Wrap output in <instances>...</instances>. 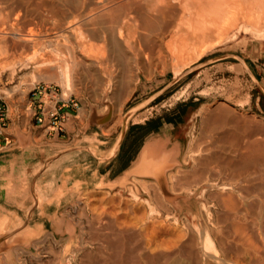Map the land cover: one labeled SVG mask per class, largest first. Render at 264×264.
I'll return each instance as SVG.
<instances>
[{"label": "rangeland", "instance_id": "374dc122", "mask_svg": "<svg viewBox=\"0 0 264 264\" xmlns=\"http://www.w3.org/2000/svg\"><path fill=\"white\" fill-rule=\"evenodd\" d=\"M112 1H118L117 3H119V1L121 2L124 0ZM112 1L8 0L5 4V11H0V21L5 19L4 12H7L9 10L12 11V15L9 20L10 29L4 35L5 39L11 40L15 37L14 35L18 36L23 34H31L32 44L36 46L34 47V49L30 47L25 50L19 51V53H21L20 58L23 59V63H18L15 61L16 63H13L10 67L3 68L0 66V98L5 102L7 106L8 116L7 126L5 127L4 131L11 138L9 143L4 146L5 148L0 151V154L15 153L16 155H20L27 148L32 149L33 153L35 154V156H26L25 158V164L33 166L30 172H20V163H17L18 166L16 168L15 182L13 184H9V186L12 185V187L15 188L13 190V188H11L10 186L9 188H11V190L8 191L9 193L11 192L12 199L0 200V203L5 205L7 208H11L17 211V214L19 215L21 221H27L28 224L32 225L34 228L39 227L45 233H47L51 228L50 221L48 220L50 216L52 218L54 217L55 219H62L65 224L67 223L69 226L68 229H64L62 236L58 235L59 237H61L60 240H53L50 237L46 242H42L37 245L36 249L38 250L40 255L39 257L41 258L40 262L36 258L32 257L28 252H26L28 251V249H31V251H33V248H30V243H21L18 247L20 248L19 251L22 253L18 251V258L20 259L19 261L24 264H49L53 261L59 263L57 257H61L62 255H64V249L66 248L65 238L68 237L70 238L71 243L75 244L74 247L79 249V251H73L72 253L73 261L75 258L73 264H81L82 260L84 261L82 252L85 251L89 252L90 254H96L98 253V247L102 248L103 245L101 246L100 244L102 240L106 239L107 236H105V234L107 235V233H109L108 231H110L108 229H117L118 226V229L122 230L126 228L124 227L126 225L131 227V225H133L132 223L135 224L136 220L139 218L149 217L150 219L152 216L153 218L155 217L158 219L160 218V220H165L166 217L168 218V215H171L170 211L167 212L165 208H162L160 206L162 204L160 203V201L163 202V200H173L171 196V189H168L169 195L164 198L163 195L159 194L158 188L156 187V180L151 174H130L127 178L124 179V181L109 185V192H85L80 193L77 198H69V200H66V192H68V190H54L52 188H49L47 185L48 180H46V178H43L42 175L43 170L52 160H41L39 151L42 148L41 145L45 141L50 142V140H45V133L40 128L36 127L35 129H33V122L30 120L28 111L26 110L28 106V92L31 87L38 82L56 84L60 86L63 91L66 90L63 86H61L60 83L56 81V77L58 76L54 75L59 74L58 72H60L61 69L58 68L62 67L63 64H65L64 62H68V64L72 63L71 56L74 54L73 56L76 57L77 55L76 59L78 61H81L83 65H74V67L73 64H71L70 67L73 70L71 71L73 72L71 73L73 86H71L70 90L68 89L64 92L66 93V95L72 94L81 101L83 107L79 110V112H81L76 119L79 120V118L83 116L85 111H88L91 108L110 111L109 107L107 106V101L110 99L111 94L96 91V89L98 88V79L97 75H95V71L98 69V67L95 65V60H97V58L95 57L98 56V48L103 46L102 41L99 42L92 40V43L93 45H95L94 47L96 48V50L94 49L93 52L94 59H91L85 54L80 53L82 52L78 49L80 48L78 47L80 45H78V43L73 40V33L76 29L79 28L82 31V28L93 27L91 26V23L93 22L95 16L92 15H95V13H99L100 11L103 12V8L105 9V12H108L109 9H112L115 4H117L116 2L113 3ZM222 1L223 3L226 1L225 4L228 3V7H226L227 5L223 4L222 8H224L225 5V8L227 10L229 9V11L231 12L234 11V17L240 19L239 21L238 19L235 20L234 18V22L237 21V26L236 24H233L235 25L234 27L233 25L230 26L231 28L227 27V33L223 32L224 36H222L219 40L215 39L216 32H214V30V35L212 30H210L212 33L211 35L208 30V37H206V33V35L203 36L204 38H199L203 41H201V43L198 39V35L199 37H202V35L195 34L194 36L195 38H197H191L190 36H192V34L189 29L188 34V30L187 28H185L186 26H174L177 25L176 23H180V21L184 19L182 13L180 12L181 14L179 16H182L183 18L180 21H175L172 29L170 28L169 31L165 33L162 46H164V43H166V40H168V38L174 35L173 32H176L175 34L178 35L179 33H182V35L180 34L179 36L180 39L177 38V41L180 40L177 43L186 41V43L188 42V46H190V44L192 46L197 44L196 51L191 52L187 49L185 51H181V57L176 63L175 68L173 66L174 64H172V58H170V56H168L166 52L163 53L167 57L160 60L161 78L165 77V82H161V86L167 84L168 81H171L173 76H175L176 79L175 82L170 85L168 91L161 94V99H163L161 104H159L153 110H147L141 116L135 117V106L138 105V103L134 102L138 99L131 98V100L127 103L122 111L119 110L114 114V121L116 122L118 133L120 126L122 125V121L126 115H128L127 121L129 118V121H137L144 118L145 116L154 114L155 112L163 114L164 112H167L166 110L172 111L173 109H175L177 104L188 103L193 99H196L192 104V108L185 114L186 118L184 120L183 127L187 135L184 139L183 147L179 150L177 149L171 165L164 168L166 182L169 185V188L175 184V179L171 180L167 178L168 173H173L176 171V169H183L184 172L180 170V173L177 174L178 177H181L185 174V172H192L194 168L199 169L201 167L199 165V162L203 160V158L205 159L211 153H219L222 150L221 147H218L217 144H215L219 139L218 137H222L224 136V134L227 135L228 133H241L245 131L247 127H264V106H262L261 104V100L264 99V82L260 81V70L254 66L264 63V20H262V18H264L262 16L264 15H262L261 13V16L259 13L262 10V7H264L260 6L264 4L260 3V6L257 4L260 8L257 5L253 6L254 8H256L257 6L256 14L258 13V15L262 17L260 18L259 16L254 14V10L250 11L252 10V6L250 4L253 5V0L250 4L246 2L248 0H243L244 2H242V4L240 3L241 0H239L240 2L238 0V2H235V0H221V4ZM255 1L259 2V0ZM100 3H102L103 5L102 7L99 6L98 8V5H100ZM236 3H239L243 7ZM247 4L251 7H249L250 10L248 9L249 11L246 9L248 7ZM104 6H106V8ZM107 6L109 8H107ZM92 7H97V9L92 10ZM225 8L224 10H226ZM121 13L125 14L126 11ZM247 14L250 16H252L253 14L257 16L252 17L256 19L258 23H254V21H252L254 19L252 18H250L251 21L248 20L246 17ZM15 15L17 16L16 19L14 18ZM86 16L87 18H91L92 16V20H87ZM86 20L87 22H89L88 25L90 26L86 24ZM89 20H91V22ZM83 23H85L86 26L83 27ZM88 29H83V32L86 34V31H88ZM64 31H66V34H63ZM186 33L187 35H185ZM183 35H185L186 37H184ZM211 36L213 38H211ZM41 38H43L44 40ZM64 43H67L68 45ZM72 45L75 46L73 47L75 50H72ZM105 49L107 52H109L107 50L108 46ZM107 52L105 53V56L107 55L106 60H103V62L105 61L104 63L106 64L101 62L102 64L100 66V77H102V81L105 77V66L107 67V69H109V65L107 64H109L108 60L111 56H109L110 53ZM228 54H234L236 58L226 57L224 59L215 60V57L217 56ZM201 55H204V57L195 64L198 69L190 74H185L184 72L186 70L183 71L182 68L185 67L189 61L195 60ZM40 56H42L41 59L39 58ZM47 57L48 60H53L49 61L52 62V64L57 65L55 66L57 68L51 67L50 65H47V67L46 65L39 66V64H37L39 60H42V58H45L47 60ZM66 57H68L69 59H67ZM186 57H189V59H185ZM252 60H254V63L252 62ZM242 62H245V66L244 64H242ZM91 63L94 65H91ZM60 64L61 66H59ZM85 66L87 67V70L85 69ZM102 66L104 67V70ZM246 67L250 68V72L254 74L253 76L255 80L248 76ZM56 70L57 74L55 72ZM100 81V84L104 83ZM150 95L151 94H144L142 96V99H145ZM124 100L125 99L121 100L120 103ZM195 107L198 108L192 114L191 111H193ZM215 108L217 110H222L214 111ZM224 109L227 110L225 111L226 113L223 111ZM213 113L216 114V117L218 119H216ZM218 113L223 114L220 115ZM207 117L208 119L215 118V120L210 119L211 123H209ZM224 119L226 120V122ZM218 120H220V122H218ZM215 122L218 123L216 124ZM213 125H215V127L218 126L219 128H215L213 127ZM237 126L240 127V129ZM117 133H114V136H116ZM260 135V133H257L255 137H258ZM163 144L167 149L171 148L169 143H161V145ZM159 146L150 151V155L148 156L150 158V162H152V165L155 164L156 154L162 148ZM214 166L215 165L212 164L206 167V171L202 175L200 181L196 180L190 182L187 185H182V189H187V191H182L190 193L198 186V188H201V190L205 188L206 196L208 197L204 198L202 196L200 197V201H203L206 204L208 203V201H212V204H215L216 199L213 197H209L210 193L222 192V194H225L228 190H222L220 186L232 182L224 180L222 175L214 174V171L212 170ZM142 180L147 182L146 185H144L145 182H143ZM250 191L251 194L245 199H242L254 201L257 206H261V210L259 208L254 210L255 212H253V216L256 215H254V213H261L260 215H264V209H262L264 208V176H257V174L253 175V179L250 184ZM160 196H162V198ZM223 197L225 198V196ZM137 201L139 202V205ZM148 201L152 204L151 207L147 206L146 203H148ZM150 209L154 212H150ZM131 210H134V213ZM174 217H177V215L175 214ZM106 219L107 221H105ZM106 222L108 226L105 224ZM181 223L182 221H179L180 225ZM196 223L197 222H193L194 227L197 226ZM81 225L83 226V228ZM89 226L91 227V229H94L95 232L94 230L92 231ZM107 227L110 228L107 229ZM136 227L138 229L139 225H136ZM136 227L134 225V228ZM147 227H149V225ZM150 227L148 228V230H152L153 227L151 225ZM88 229L90 234L88 232ZM93 237L94 239L90 241V239ZM82 239L84 240L82 241ZM103 248L105 250V244ZM7 260L10 264L16 263L15 257L13 255V250L12 257L8 258ZM79 261H81V263Z\"/></svg>", "mask_w": 264, "mask_h": 264}, {"label": "bare ground", "instance_id": "6f19581e", "mask_svg": "<svg viewBox=\"0 0 264 264\" xmlns=\"http://www.w3.org/2000/svg\"><path fill=\"white\" fill-rule=\"evenodd\" d=\"M7 1L8 0H0V11L2 12L5 11L6 9L5 4L7 3ZM109 1H112V0H109ZM238 1L235 0V2H238ZM251 1L252 0H250L249 2L248 0L246 2L250 4ZM254 1L255 0H253V5L250 4L252 6V10H250L251 7L248 4H247L248 7L246 9L247 10L249 9L250 11L254 10L255 11L254 14H256L257 6L264 4V1L259 0V2L257 1L258 3ZM114 2L117 3L118 1H114ZM242 2L244 1L241 0L240 3L242 4ZM91 3H94V2H91ZM225 3L226 1L224 3L222 1V4H221V0H124L121 2L119 1V3L115 4L114 7L112 5L113 8L109 9L108 12H105L104 8H103V12L100 11L101 13L94 12L95 15H92V16H95V18L93 19V22L91 23L92 24L91 26L93 27H90L91 29L89 27H88L89 29L87 27L82 28V31L80 30V28L76 29L75 32L73 33L74 35L73 40H75L78 43V45H80L78 46L80 47L78 49L82 51L80 53L85 54L87 57L91 59L94 57V54H93L94 49L96 50V48L94 47L95 45H93L92 43V40L99 41V42L102 41L103 46L100 45L101 47L98 48V56L95 57L97 58V60H95V65L98 67V69L95 67L97 70L96 71L94 70V71H95V75H97L98 82L102 78L100 77L101 76L100 66L102 64L101 62H103V60H106L107 55L105 56V53L107 51L105 48L107 46H108L107 50L109 51L107 53H110L109 56H113L115 59H120L126 56L125 55L127 53L126 48L127 50L128 48L130 50V47H132L130 46L131 43L133 44L134 42L137 44L140 43L142 45L144 44V46L150 43L151 47L150 48L148 47L149 49L147 47L146 49L137 47L138 49L136 51V54L144 58L156 57V58H160L159 60H161L162 58L167 57L163 54L164 52H166V54L170 56V58H172L173 60L172 64H174L173 66L175 68L176 63L181 57L180 52L183 50L185 51L186 49L190 50L191 52L193 51L195 52L197 48L196 47L197 44L193 46L190 44V46H188L187 45L188 42L186 43V41L185 42L183 41L185 44L183 42L177 43L178 41H180V40L177 41V38H179L180 34L182 35V33H179L178 35V34H175L176 32L175 33L173 32L174 35L172 34L173 36L168 38V40H166V43H164V46H162L165 33L169 31L170 28L172 29L173 24H175V21L177 20L180 21L184 17V19H182L180 23H176L177 25H174V26L176 27L181 26V25H184V27L186 26L185 28H187V30L189 29L192 34V36H190L191 38H195L194 36L195 34L196 35L200 34L202 35V37L201 36L199 37L198 35V39L199 38L202 39L204 38L203 36L206 35L208 30H209L210 35L212 34L210 30H212V32L214 30V32H216L215 39L219 40L221 39L222 36H224L223 32L227 33L226 32L227 27H230L233 24H236L237 26V23H236L237 21L234 22V18L235 20L238 19L240 21L239 18L234 17L233 15L234 11L231 12L229 11V9L227 10L225 8V5H227L226 7H228V3L227 4ZM223 4H225L224 8L226 10L222 8ZM236 4H239V3H236ZM102 5L103 4L100 3V5H98V8L99 6L102 7ZM255 5H257L256 8L253 7ZM262 6L264 5H261L260 7ZM104 7L106 8V6ZM92 8H93L92 10L97 9V7H92ZM107 8L109 7L107 6ZM262 10H264V7H262ZM125 11L126 13L125 14L123 13L124 14L123 15L121 12H125ZM261 11L259 12L260 15L261 13L262 15H264V11L262 12ZM180 12L182 13L183 17L179 16L181 14ZM240 12H241V9H240ZM254 14L252 16H255ZM11 15H12L11 10L4 12L5 19L0 21V66L3 68L10 67L13 63H16V62L23 63V59L20 58L21 53H19V51L25 50L30 47L34 49V47H36L34 46V44H32L31 34H23V35H18V36L14 35L15 37L13 36L14 38H12L11 40H7L4 38V35L10 29L9 20H10ZM235 15H236V11H235ZM256 15L260 17L258 13ZM252 16L247 14L246 17L248 20L251 21L250 18L254 19ZM178 17L179 18L181 17V18L179 19ZM14 18L16 19L17 16L15 15ZM91 18L89 17L87 18V20ZM87 20H86V24L88 25L89 22H87ZM91 20L89 21L91 22ZM262 20H264V18H262ZM252 21H254V23L257 22L256 19ZM86 24L83 23L82 26L84 27L86 26ZM234 26L235 25H233V27ZM83 29H86V30L88 29V31H86V34L83 32ZM189 30H188V34H189ZM65 32L66 31H64L63 34ZM214 32H213V35H214ZM209 33H207L206 37H208ZM185 35H187V33ZM185 35L183 36L186 37ZM211 38L213 37L211 36ZM155 39L159 42V44L157 43L158 46L156 49L154 48L156 46ZM201 41L202 40H200V42ZM151 43L154 45H152ZM64 44H67V43H64ZM73 47L75 46L74 45L71 46L72 50L74 49ZM34 55H35V52H34ZM73 55L71 56L72 60L70 59L72 61L71 64H73V66L82 64L81 61H78L76 59L77 55L76 57ZM41 57L42 56H40L39 58L41 59ZM66 58L69 59L68 57ZM49 60H52V59H49ZM49 60H48V57H47V60L45 58L44 59L42 58V60H39V62L37 61L38 62L37 64H39V66L40 65L41 66L50 65L51 67L57 68L55 67L57 65L52 64V62H50ZM109 60H108V63H109ZM64 63L65 64H63L62 67H59L61 66V64L58 66L59 67L58 69H61V71L59 70L60 71L58 72L59 74L54 75V76H58L56 77V81L60 83L61 86H63L66 89L64 91H67L68 89L70 90L71 86H73L72 76H71V73H73L71 71L73 70L70 67L71 66L70 63H69L70 65L68 64V62L67 63L64 62ZM92 63H93V60H92ZM92 63L91 65H94ZM110 64H107V65H110ZM114 64H115V61H114ZM86 68L87 67L85 66V69ZM103 70H104V67H103ZM106 70L108 69L105 66V71ZM55 72L57 74V70ZM92 74H93V71H92ZM123 77L125 76L123 75ZM121 78H122V75H121ZM124 87L125 86H123L122 91H125ZM121 89H122V86H121ZM115 97L117 101L123 98L121 97V94H116ZM216 108L214 111L222 110V109L217 110ZM223 111L225 112L227 110L224 109ZM213 115H215L216 117V114L213 113ZM210 119H208L209 123H211L210 122L211 120H215V118L211 120ZM216 119L218 118L216 117ZM218 122H220V120H218ZM215 125H213V127H215ZM219 126H220V123H219ZM238 128L240 129V127ZM254 128L255 126L250 127V128L247 127V129L241 133H236V134L228 133L227 135L224 134V136L218 137L219 138L218 141L214 143L217 144L218 147H221L222 150L219 153H216V152L211 153L207 158L205 159L203 158V160L200 159L201 161L199 162V165L201 167L199 166L200 167L199 169L194 168L192 172H188V173L185 172V174L181 177H178L177 174L180 173V170L183 171V169H176L175 172L168 173L167 178L171 180L175 179V184L170 188L166 182L164 168L171 165V163L173 162L176 151H177V146H173L167 149L164 146V144L163 145L160 144L159 147H162V148L155 156V164L150 167H148L149 165L146 164L148 161L147 159L148 156L147 157L142 156L143 159L141 160L140 165L137 166V169H135L133 173L137 172L140 174H151L156 180V187L158 188L159 194L163 195L164 198L169 195L168 189H171V193H172L171 196L173 200H163V202L159 200L160 203H162L160 206L162 208H165L167 212L170 211L171 215H168V218L166 217L165 220H160V218L158 219L155 217L153 218L152 216L150 219L149 217L139 218L136 220L135 224L132 223L133 225H131V227L127 225L124 226L123 224V226L126 228L123 227L124 229L122 230L118 229V226H117V229L112 228V227H111L112 229H108L110 227H107V229L110 231H108L109 233H107V235L105 234V236L107 237L105 240H102L100 244L101 246L102 245L104 246L105 244V250L103 246L102 248L98 247V253L96 254L92 253L94 255L90 254L89 252L84 251L82 252L84 261L82 260V263L81 261L79 262L81 264H264V215H260L261 214L260 212H259L260 214L254 213V215L258 214L257 216L252 215L253 212H255L254 210L258 208L260 209L261 206L260 207L257 206V204L254 201L242 199V198L245 199L251 194L250 184L252 182L253 175L257 174V176H264V127L259 126V127H256L255 129ZM103 131L105 130L103 129ZM257 133H260L261 135L258 137H255ZM218 142L221 144H219ZM212 164L215 165L212 168V170L214 171V174L222 175L224 180H227L232 183H228V184H224L220 186L222 190H228L225 193L226 195L222 194V192L210 193L209 197L215 198L216 203L212 204V201L211 202L208 201V203L206 204L203 201H200L201 200L200 197L202 196L204 198L208 197L206 196L205 188L201 190V188H198L199 187L198 186L190 193H186V192H183L182 190L187 191V189H182L181 187L182 185L184 184L187 185L192 181H196V180L200 181L202 175L206 171V167ZM54 170H55L54 165L52 167H49V171L52 172L51 174L59 178L58 183L60 185H65L67 183V174L61 171L59 174H55ZM146 183L147 182H145V184L144 183L142 184L146 185ZM75 184L77 185L78 183L76 182ZM10 186L14 190L15 187H12V185ZM11 188H8L7 190L9 191L11 190ZM7 194L8 196L12 198L11 192ZM223 196H225V198ZM160 197L162 198V196ZM155 201H158V200H155ZM146 204L149 207L152 206V204L149 201ZM138 205H139V202H138ZM217 207L219 210L217 209ZM151 211L152 210L150 209V212ZM132 212L134 213V210ZM175 214L177 215V217H174ZM53 218L51 216L48 218V220L50 221L51 228L50 230H48L47 233L45 232L41 233L40 230H34V229L28 231V236L32 238L30 242V248H33V251H31V249H28V251L26 252H28L32 257L39 260V262L41 261L40 260L41 258L39 257L40 255H39L38 250L36 249L37 245L42 242H46L50 237L53 240H60L61 237L59 236H62L64 229L66 228L68 229L69 227L68 224L67 223L65 224V222L62 219H55V218L53 219ZM105 221H107V219ZM179 221H182L181 225L179 224ZM193 222H197L196 227H194ZM105 224L107 225V222ZM108 224H112V223H108ZM126 224H129V223H126ZM134 225L135 227L136 225H139V228L138 229L137 227L134 228ZM148 225L149 227L150 225L153 227L152 230H148L149 228L147 227ZM91 230L93 231L94 229H91ZM88 232H89V229H88ZM19 234H17L16 236L18 237ZM92 239H94V237L91 238L90 241H92ZM65 240H66V248L64 249V252H65L64 255H62L61 257L56 256L57 259L59 260V263L53 261V262H50L49 264H73V262L75 261V258L73 261L72 253L73 251H79V249L74 247L75 244L71 243L69 237L65 238ZM83 240L84 239H82V241ZM19 250L20 248L17 245L13 248V255L16 260L15 264H24L19 261L20 260L18 258ZM85 250H86V247H85ZM0 260H1V264H10L9 261L6 259L5 255H1Z\"/></svg>", "mask_w": 264, "mask_h": 264}, {"label": "crops", "instance_id": "0c3cea01", "mask_svg": "<svg viewBox=\"0 0 264 264\" xmlns=\"http://www.w3.org/2000/svg\"><path fill=\"white\" fill-rule=\"evenodd\" d=\"M155 42L156 46L153 47L156 49L159 42L156 39ZM141 45L140 43H131L130 46L133 48L130 46V50L126 48L125 58L115 59L111 56L109 69L104 73L105 77L102 81L104 83L100 84L97 81V92L111 94L110 99L107 101L111 113L110 111L91 108L85 111L78 120L76 119L80 114L78 110L76 115H72L69 120L65 121L64 134L49 137L45 135V140H50V142L45 141L41 145L42 148L39 153L41 160L52 161L45 167L42 175L43 178L48 180L47 185L49 188L68 190L66 200H69V198L75 199L80 193H88L89 191V193L109 192V185L121 182L130 174H140L133 172L140 165L143 157L149 156L150 151L157 148L161 142L169 143L170 147L177 146L178 150L183 147L187 135L183 127L185 114L192 108V104L196 99L188 103L177 104L175 109L172 111L166 110L167 112L163 114L155 112L137 121H129V118L123 132L121 131V125L117 133L118 128L114 121L115 112L122 111L131 98L138 99L134 102L138 103L135 106V117L141 116L147 110H153L163 101L161 94L168 91V88L176 79L173 76L171 81L161 86V82H165V77L161 78L160 60L156 57L144 58L138 56L136 54L138 48L151 47L150 43L145 46L143 44V47ZM203 57L204 55H201L199 58L189 61L182 68L183 71L186 70L184 73L190 74L197 70L198 67L195 64ZM226 57L236 58L234 54H228L217 56L215 60ZM185 59H189V57ZM242 64L245 66V62H242ZM254 66L260 70V81L264 82V63ZM246 69L248 76L255 80L250 68L246 67ZM123 86H125V91H122ZM116 94H121L122 99L125 98V100L120 103L122 100L120 99L118 102L115 99ZM144 94L151 95L142 99ZM261 104L264 106V99L261 100ZM82 107L81 104L79 109ZM197 108L195 107L191 113L193 114ZM66 112L70 113V109H67ZM36 127L33 126V129ZM114 133H117V135L114 136ZM23 152L20 155L15 153L0 154V200L11 198L7 194L9 193L7 189L9 184L15 182L17 162L20 163V172H30L33 168V166L25 164L26 156H35L33 150L27 148ZM147 159L146 164L149 165L148 167L152 166L149 157ZM53 165L55 174H59L60 171L67 174L65 185H60L58 183L59 178L49 171V167Z\"/></svg>", "mask_w": 264, "mask_h": 264}, {"label": "built area", "instance_id": "2783aa9c", "mask_svg": "<svg viewBox=\"0 0 264 264\" xmlns=\"http://www.w3.org/2000/svg\"><path fill=\"white\" fill-rule=\"evenodd\" d=\"M81 101L72 94L66 95L56 84L38 82L28 92V111L34 126L47 136H60L65 133V121L76 115ZM70 109V113L66 110ZM7 106L0 98V150L11 138L5 133L7 126Z\"/></svg>", "mask_w": 264, "mask_h": 264}, {"label": "water", "instance_id": "95a60500", "mask_svg": "<svg viewBox=\"0 0 264 264\" xmlns=\"http://www.w3.org/2000/svg\"><path fill=\"white\" fill-rule=\"evenodd\" d=\"M127 118L128 115H126L122 121V132L125 129ZM1 200H3V198ZM33 229L40 230L41 233L43 232L41 228H34L32 225H29L27 221H21L17 211L7 208L0 203V256L5 255L8 259L12 257V250L16 245L19 246L21 243H30L32 238L28 236V231ZM17 234H19L18 237L16 236Z\"/></svg>", "mask_w": 264, "mask_h": 264}]
</instances>
